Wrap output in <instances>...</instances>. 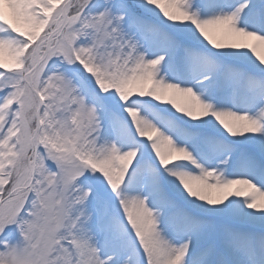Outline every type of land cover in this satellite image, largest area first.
<instances>
[{
	"label": "snow or ice",
	"instance_id": "6c2138e0",
	"mask_svg": "<svg viewBox=\"0 0 264 264\" xmlns=\"http://www.w3.org/2000/svg\"><path fill=\"white\" fill-rule=\"evenodd\" d=\"M0 264H264V0H0Z\"/></svg>",
	"mask_w": 264,
	"mask_h": 264
}]
</instances>
